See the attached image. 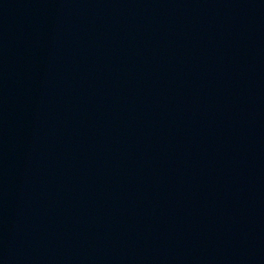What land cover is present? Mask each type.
I'll return each instance as SVG.
<instances>
[{
    "label": "water",
    "instance_id": "95a60500",
    "mask_svg": "<svg viewBox=\"0 0 264 264\" xmlns=\"http://www.w3.org/2000/svg\"><path fill=\"white\" fill-rule=\"evenodd\" d=\"M0 264H264V0H0Z\"/></svg>",
    "mask_w": 264,
    "mask_h": 264
}]
</instances>
